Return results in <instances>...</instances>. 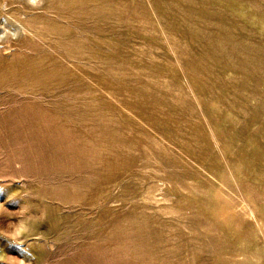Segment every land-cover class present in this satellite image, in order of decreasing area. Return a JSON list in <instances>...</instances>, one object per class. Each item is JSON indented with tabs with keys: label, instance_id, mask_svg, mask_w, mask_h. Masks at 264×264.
<instances>
[{
	"label": "rangeland",
	"instance_id": "rangeland-1",
	"mask_svg": "<svg viewBox=\"0 0 264 264\" xmlns=\"http://www.w3.org/2000/svg\"><path fill=\"white\" fill-rule=\"evenodd\" d=\"M0 264H264V0H0Z\"/></svg>",
	"mask_w": 264,
	"mask_h": 264
}]
</instances>
